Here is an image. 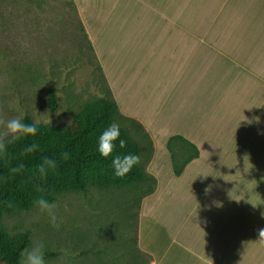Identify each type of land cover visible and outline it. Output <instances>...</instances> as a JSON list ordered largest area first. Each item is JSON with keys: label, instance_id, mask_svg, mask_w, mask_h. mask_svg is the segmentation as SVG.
I'll return each mask as SVG.
<instances>
[{"label": "crops", "instance_id": "0c3cea01", "mask_svg": "<svg viewBox=\"0 0 264 264\" xmlns=\"http://www.w3.org/2000/svg\"><path fill=\"white\" fill-rule=\"evenodd\" d=\"M121 113L153 142L152 264H264V0H74ZM200 155L176 176L167 141Z\"/></svg>", "mask_w": 264, "mask_h": 264}, {"label": "rangeland", "instance_id": "374dc122", "mask_svg": "<svg viewBox=\"0 0 264 264\" xmlns=\"http://www.w3.org/2000/svg\"><path fill=\"white\" fill-rule=\"evenodd\" d=\"M82 44L68 0H0V115L7 120L23 113L42 124H65L97 99L99 75L91 51ZM50 89L60 99L54 114L45 102ZM12 102L19 111L9 107ZM128 129L148 149L142 130ZM133 195L130 188L71 191L50 202L57 206L58 229L37 206L5 214L0 229L10 239L30 231L27 249L43 243L45 264H134L133 234L125 227V208Z\"/></svg>", "mask_w": 264, "mask_h": 264}, {"label": "trees", "instance_id": "16d2710c", "mask_svg": "<svg viewBox=\"0 0 264 264\" xmlns=\"http://www.w3.org/2000/svg\"><path fill=\"white\" fill-rule=\"evenodd\" d=\"M68 1L77 15L81 45L83 46L82 43L85 42L91 51L90 58L94 60L95 71L99 75L100 95L97 99L87 102L68 123L50 125L38 123L35 136L22 137L10 144L5 141L6 156H0V221L5 214L32 209L36 206L34 201L41 196L53 202L59 196L71 191L86 193L91 188L101 190L130 188L139 196L137 204V196L133 195L125 208L127 219L125 227L127 233L129 231L133 234L130 240L133 241V249L136 252L134 264H152L153 257L139 247V215L142 200L152 194L157 187L156 177L147 170L154 151L153 142L138 120L121 113L78 16L75 2ZM45 102L50 113L54 114L58 111L60 99L55 89L45 93ZM22 122L32 124L36 121L27 114ZM113 122L120 125V137L114 142L113 154L105 158L98 151V139ZM128 126L142 130L149 143L148 149L130 132ZM120 139L126 141L124 148L119 146ZM33 143L37 144L36 150L26 153L25 149ZM167 148L171 154L172 167L176 176L181 175L187 164L200 155L197 145L181 135L171 136L167 141ZM63 152L70 154L69 159H62ZM126 154L138 155L140 162L123 178L116 177L112 159L115 155ZM45 157L55 159L57 167L50 169L47 176L41 179L38 169ZM19 165H23L22 171L14 174L10 172L11 168ZM37 185L44 191H37ZM9 204L12 206L9 207ZM130 209H132L131 212ZM30 240V231L10 239L0 229V264H21V253L28 248ZM86 252L81 251L83 254ZM58 253L51 252L49 255ZM138 257L142 260H138Z\"/></svg>", "mask_w": 264, "mask_h": 264}, {"label": "clouds", "instance_id": "9594fccd", "mask_svg": "<svg viewBox=\"0 0 264 264\" xmlns=\"http://www.w3.org/2000/svg\"><path fill=\"white\" fill-rule=\"evenodd\" d=\"M6 80L7 77L5 76ZM9 107L15 108L19 111V106L12 102ZM59 114V113H58ZM23 113L20 116L7 119L0 115V156H6V143H13L20 140L22 137L35 136L37 133V124L39 121L26 124L22 122ZM45 123H51V120L45 121ZM120 137V125L116 122L111 123L99 136L98 139V151L101 156L107 158L113 154L115 148V141ZM120 148L126 146V141L123 139L119 140ZM37 148V144L33 143L30 147L25 149L26 153L34 152ZM61 157L64 160L69 159L70 154L68 152L61 153ZM140 157L135 154H126L123 156L115 155L112 159V166L114 168V174L116 177L123 178L126 176L132 168L139 164ZM57 167V161L55 159H50L45 157L42 163L39 165L40 178L44 179L50 169H55ZM23 165L13 167L10 169L11 173H18L22 171ZM37 191L43 192L44 189L37 185ZM35 205L41 213H46L49 222L54 228L60 227V221L56 214V204L50 203L45 197L41 196L34 201ZM12 205L9 204V207ZM258 234L260 239L264 240V228L258 229ZM22 260L21 264H45L44 259V245L41 242L36 243L31 249H26L21 253Z\"/></svg>", "mask_w": 264, "mask_h": 264}]
</instances>
